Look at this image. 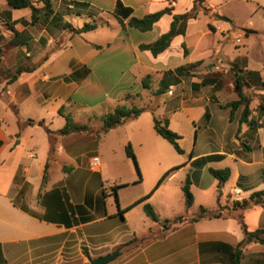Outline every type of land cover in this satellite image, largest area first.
Masks as SVG:
<instances>
[{"label": "crops", "instance_id": "1", "mask_svg": "<svg viewBox=\"0 0 264 264\" xmlns=\"http://www.w3.org/2000/svg\"><path fill=\"white\" fill-rule=\"evenodd\" d=\"M117 1L50 0L51 10L41 4L44 9L36 11L33 19L30 8L19 13L6 0H0V26L5 29L9 23L17 32L15 35L10 29L11 33L6 30L5 37L0 36L1 50L6 47L13 56L1 54L0 75L7 69L24 67L23 55H28V50L34 56L28 63L50 52L35 69H17L12 79L2 77L9 90L0 88V264H86L89 257L116 249L121 254L108 264H232L234 249L243 238L238 216L250 230L264 229V202L234 214L188 221L174 229L150 222L144 209V204L150 203L161 220L195 216L200 206L215 210L248 200L264 189V112L259 108L264 99L260 83L264 82V41L255 48L247 40L250 33L236 38L229 19H222L218 7L208 0L211 12H200L190 19L186 33L174 37L157 56L139 46L167 32L172 14H164L148 31L130 27V17L124 19V27L116 18L119 28L105 42L85 38L83 34L88 31L73 30L81 28L68 20L74 14L88 15L96 22L95 17L101 14L114 15ZM121 1L133 9L131 16L135 17L168 5L173 13H183L194 2ZM65 5L76 11H64ZM105 24L111 25L105 21L101 28ZM98 27L97 23L94 30ZM248 29L258 36L262 31ZM233 64L256 72L261 80L249 89L255 94L248 117L251 123L241 122L242 106H230L239 99ZM181 66L187 70L177 74L175 69ZM147 76L149 88L143 86ZM151 88L159 95L154 105L141 99ZM126 94L134 95L129 103L142 101L143 105H137L147 107L144 113L156 114L169 127L179 113L185 116L186 124L192 121L196 130L194 144L190 151L183 149L178 163L170 164L162 157L156 161L155 172L160 177L173 167L177 169L139 203L135 202L147 195L128 198L124 191L139 178L126 146L135 145L127 127L140 115L99 133L101 116L122 103ZM102 106L107 107L101 110ZM91 110L97 112L98 128L55 135L51 150L49 130L62 128L66 115L73 117ZM27 119L33 123H27ZM172 128L183 136L182 130ZM119 129L124 132L121 159L126 172L112 173L103 162L101 145ZM137 138L140 146L148 143L147 138ZM94 157L100 159L95 166ZM47 162L48 179L42 187ZM210 168H230L231 173L221 182ZM107 178L111 182L106 183ZM177 178L182 191L186 179H190L193 205L185 207L183 191L184 209L162 216L154 199ZM116 185L118 199L113 191ZM169 203L166 199L164 208ZM122 244L126 245L120 248ZM240 264H264V244L250 243Z\"/></svg>", "mask_w": 264, "mask_h": 264}, {"label": "rangeland", "instance_id": "2", "mask_svg": "<svg viewBox=\"0 0 264 264\" xmlns=\"http://www.w3.org/2000/svg\"><path fill=\"white\" fill-rule=\"evenodd\" d=\"M208 1L218 7L217 14L219 16H224L229 19L228 24H230L233 33H236L235 35L236 38L250 33V35L248 36L249 38H247V40L251 43V46L254 44V47L257 48L260 43L263 44L264 0H208ZM41 4H43L44 8L46 9L44 3L40 0H37L36 3L38 7L37 11H39L40 9H44V8H40L42 7ZM63 8H64L63 10L66 12L76 11L75 8L69 7L67 5H65ZM24 10L19 9V11L17 12L22 13ZM219 16L216 17L217 20L220 19ZM95 18H96V22L99 24L98 29L94 31L91 30L90 32L88 31V33L85 32L83 35H85V38L89 40H92L93 38L94 40L100 42L108 41L114 35V32L119 28L116 17L108 13V14H101ZM68 20L74 25L76 26L79 25L82 27L86 22H90V21L93 22V17H89L88 15L85 14H79V15L74 14L71 18H68ZM105 21L109 22L111 25L108 26L105 24L106 26L101 28L102 26L101 24L105 23ZM63 25L64 23H62V26ZM248 28L262 30L263 32L261 31V33L258 36L254 32V30ZM10 29L12 30L13 34L15 35L17 34L16 30H14L9 23H6L5 29H3V27L0 26V36L5 37L6 30L10 32L11 31ZM1 32L4 34H2ZM66 43H68V39ZM5 53L13 57L12 54L10 53V50H8L6 47L3 49V51L1 50V54L3 56L6 55ZM27 53L29 54L27 55L24 53L25 55H23V58L25 59L26 62H23V65L21 66L24 67L10 68L1 73L4 74V75H0V88L2 89V91L7 92L9 90L7 88V83H5V81L2 80V77H6V80L12 79L13 76H16L14 74L16 73L17 69L18 70L20 69L21 71L22 70L26 71L27 68H30L32 66L36 65L37 67L40 63H42L44 60L48 58L50 52L49 51L46 52L45 56H43L40 60L33 63L27 62L28 60L34 57L33 52H30L28 50ZM1 81H3V83H1ZM141 99L143 102L145 101L148 102L149 105H154L158 101L159 95L154 88H151L148 89L145 97L141 96ZM130 100L127 103H129ZM153 100H156V102H154ZM142 101L137 100L138 102L137 104L143 105ZM106 107L107 106H102L101 110L106 109ZM96 115L97 112L91 110L90 112H85L84 114H73V117L71 116L72 117L71 119L75 123L83 122L85 124L98 128L97 125L99 122ZM154 117H157L156 114L154 116V114H152L150 111H148L147 113L143 112L142 114H140V116L137 119H134L135 121H131L132 123H130V125L127 127V133L129 137L133 139L132 141H134L135 143L133 150L135 152L136 162L131 157L130 160L138 177H139L138 169L141 176V179L138 178V182L136 184L134 183V185H131L130 187L125 189L124 193L128 198H134L142 195H151L153 193L152 191L156 187L159 177L161 175L155 172V167L157 165L156 161L160 160L161 157L164 158L170 164L178 163L181 159L180 153H178L175 150L173 145L169 141L161 137L155 131ZM182 120H183V126H182ZM161 121L165 123L164 120ZM132 124H135V126L138 125L139 127L132 126ZM172 127L176 129L179 128L180 130L183 131V136L179 140V144L182 147V149L190 151V148L192 147V145L196 140V130L194 127V123L190 121V123L186 124L185 116L177 113V115L173 117ZM31 128L32 127L30 126L28 127L27 130L29 131L31 130ZM123 133L124 132L119 129L118 131L112 133L108 137V139L105 142H103L101 145L103 162L107 164L109 170L112 173L120 172V171L122 172L123 170L124 172H126V165L121 159V144H122L121 139L123 138ZM137 137L144 139L147 138L148 143L143 146L136 144V140L138 139ZM107 179H109V181L106 180V183L111 182V178H107ZM166 199H168L169 202H171V204L169 203L168 207L165 206L164 208L163 205ZM154 201L157 203V205H159V209H160L159 213L162 216L165 215V213L166 215H174L175 213H177V211H181V209H184L183 191L180 187L179 178L173 181H169L167 185L158 193V195H156ZM185 207L190 208L187 206ZM182 211L185 212V210ZM185 214H187V212H185ZM148 220H150V222H153V220H151L150 218Z\"/></svg>", "mask_w": 264, "mask_h": 264}, {"label": "trees", "instance_id": "3", "mask_svg": "<svg viewBox=\"0 0 264 264\" xmlns=\"http://www.w3.org/2000/svg\"><path fill=\"white\" fill-rule=\"evenodd\" d=\"M44 3L47 10H51V4L50 0H40ZM7 4L14 9H23V8H30L32 10V16L33 19L36 18V11L38 10V7L36 5L37 0H6ZM200 12H204L206 14H209L211 12V7L208 6L207 0H194L193 6L190 10L183 12V13H173V7L171 5H168L164 7L163 9L149 13L144 15L143 17H135L131 16L133 13V9L129 6H126L123 4L121 0H118L115 6V9L113 11V14L116 16L120 24L124 27V19L129 18L128 25L130 27H134L140 31H148L151 30L154 26V24L164 15V14H172L173 20L171 22L170 29L160 35L155 41L148 43V44H141L139 47L142 50H149L152 52L153 55L157 56L159 53L166 50L174 37L177 35H184L187 30V24L190 19L196 18ZM97 27L96 22H86L81 28L76 29L73 28V30L77 33H82L84 31H90L94 30ZM46 59V58H45ZM0 60H1V48H0ZM233 70L235 73L234 76V86L235 91L239 95V99L236 101H233L230 103V106L234 109L239 106L243 107V114L241 118V122H248L251 123V121L248 119L251 109H250V103L254 99V93L251 92L249 89L252 87L253 82L257 83L260 82V77L256 75L257 73L250 70H245L238 65L233 64ZM36 68L35 66H32L28 68L29 71ZM187 70V67L181 66L175 69V72L177 74H183ZM258 76V77H257ZM150 76H147V78L143 81V86L145 88H149L150 84ZM261 87L264 88V82H260ZM134 97L132 94H126L123 96V102L120 103L118 106H116L114 109L104 113L101 116L102 121V127L99 130V133H105L109 131L110 129L124 123L126 120L138 117L143 111L147 109V107H142L134 103H127L128 100ZM261 111L264 112V99L260 100V107ZM232 109V110H233ZM66 123L65 125L56 130L52 131L49 130L52 147L51 150L54 149V141H55V135H67L74 132H92L93 127L88 124H79L72 121L70 115H66ZM27 123H33L32 119H27ZM1 126V122H0ZM154 129L155 131L164 139L169 141L175 150L178 153H182L183 149L179 144V140L182 138V136L177 133L176 131L172 130L168 123L161 121V119L154 117ZM126 153L128 157H131L136 162V156L135 152L133 150V146L131 143L127 144L126 146ZM48 168H49V162L46 164V168L43 175V183L42 187H44L47 179H48ZM138 168V167H137ZM177 167H173L169 170H167L158 180L156 187L153 189L152 192H154L164 181L165 179L173 172ZM211 173L217 177L221 182L227 180L230 176V168H224V169H214L210 168ZM139 173V179H141L140 172ZM191 182L190 179H186L184 185H183V191L185 195V203L187 207H190L193 205L194 202V196L190 188ZM117 188L118 185L113 187V191L115 195L117 194ZM150 195L145 196L142 199H139L135 203H139L149 197ZM116 199L117 195H116ZM264 202V189L260 191H256L252 194L251 198L248 200H242V201H234L231 205L228 206H219L218 209L210 210L207 209L204 206H200L198 213L195 216H187V215H180L177 216L174 219H164L161 220L159 218V215L154 210L153 206L150 203L144 204V209L146 214L154 221L160 222L163 225L164 229H174L178 227L180 224H184L188 221H196L201 218H215V217H221L223 215H230L234 214V211H241L244 209H247L251 207L253 204H262ZM134 203V204H135ZM133 204V205H134ZM228 210V211H226ZM239 221L241 223V227L243 230V238L242 240L236 245L233 257H232V264H240L241 256L243 251L246 249V247L252 243V242H259L264 244V229L259 228L256 230H250L247 225L242 220V216H238ZM133 242L127 243V245L132 244ZM126 244H122L119 247L123 248V246ZM89 264V263H86Z\"/></svg>", "mask_w": 264, "mask_h": 264}, {"label": "water", "instance_id": "4", "mask_svg": "<svg viewBox=\"0 0 264 264\" xmlns=\"http://www.w3.org/2000/svg\"><path fill=\"white\" fill-rule=\"evenodd\" d=\"M222 19L227 20L226 17L221 16ZM121 254V251L119 249H116L106 255L99 256L97 258H91L89 257V263L90 264H108L109 262L116 259Z\"/></svg>", "mask_w": 264, "mask_h": 264}, {"label": "built area", "instance_id": "5", "mask_svg": "<svg viewBox=\"0 0 264 264\" xmlns=\"http://www.w3.org/2000/svg\"><path fill=\"white\" fill-rule=\"evenodd\" d=\"M99 163H100L99 157H94L92 160V165L95 166V165H98Z\"/></svg>", "mask_w": 264, "mask_h": 264}]
</instances>
